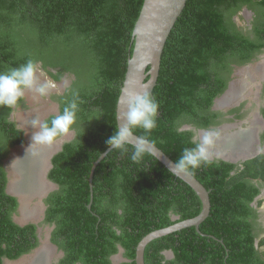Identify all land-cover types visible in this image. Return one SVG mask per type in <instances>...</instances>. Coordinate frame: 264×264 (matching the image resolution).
I'll use <instances>...</instances> for the list:
<instances>
[{
  "label": "trees",
  "instance_id": "trees-1",
  "mask_svg": "<svg viewBox=\"0 0 264 264\" xmlns=\"http://www.w3.org/2000/svg\"><path fill=\"white\" fill-rule=\"evenodd\" d=\"M144 1L0 0V72L31 59L52 80L70 79L64 94L53 96L60 112L77 97L75 137L53 158L49 174L59 186L47 203L53 241L66 252L61 264H113L120 246L128 260L122 264H136V248L147 234L202 211L195 191L153 155L133 162L131 145L111 150L90 186L91 169L118 127L117 103ZM244 8L255 13L247 34L235 20ZM263 49L264 0H188L163 52L152 94L157 122L146 139L176 161L196 142L195 132L183 127L205 130L215 123L219 113L211 108L227 90L233 65H248ZM12 113L0 108V264L38 244L35 226L15 223L18 200L6 192L4 160L24 142ZM242 166L213 161L188 171L210 191V216L200 232L191 227L152 241L145 264H264L252 207L261 191L254 181L264 183V156ZM166 251L174 258L166 259Z\"/></svg>",
  "mask_w": 264,
  "mask_h": 264
},
{
  "label": "flooded vegetation",
  "instance_id": "flooded-vegetation-1",
  "mask_svg": "<svg viewBox=\"0 0 264 264\" xmlns=\"http://www.w3.org/2000/svg\"><path fill=\"white\" fill-rule=\"evenodd\" d=\"M245 11L248 12V14H249V18L247 20L249 22L248 30L250 32V30L252 29V24H253L255 13L253 11L249 10L248 8H244L241 12H245ZM262 51L263 52H261V53H264V49ZM261 53L256 55V57L248 65H242V66L233 65V70L230 73L231 81L229 82V85L231 83L232 84H231V87L229 89V92H227L226 95L224 96V93L226 92L225 91L221 96L216 98L214 103H213V106L211 108V111L213 113H219V116L215 118V123L211 124V126L205 130L196 129L195 127H193L191 125H186L188 127L186 129H184L186 126L183 127V130H192L195 132V135H194L195 141H198L199 138H202V136L204 134V133L202 134V131L206 132L212 128H218L221 131L222 137L219 141L222 142L224 140V138H226V140L228 141L230 136L233 138H235L236 136H239V134L235 135V133H237V132L239 133L242 130H246L250 127V129L248 131L251 130V134H247V135H249V139L246 140L247 142L245 143V146L247 147L249 145V147L251 148L250 149L251 151H253V150L259 151L260 154L258 156H260V155L264 156V127H263V129H261V126H260L262 124V123L260 124V122L264 121V113H263V111H264V78H261L264 74V65H263L264 61L261 62L262 59H260V56H259ZM259 66H261L263 68V71H260V69L258 68ZM245 73L247 75L249 74L248 78H246L247 76ZM253 75H255L256 78L253 79L252 78ZM238 79H239V81H237ZM249 79H250V81L252 80L254 82V83L250 84L251 88L249 86V82H250ZM256 80L258 81L257 83L255 82ZM60 82H61L62 87H59V88H60L61 92H63V91L65 92L66 88L70 85L71 81L69 78H66V79L61 80ZM257 84H259V85L256 86ZM229 85H228V87H229ZM238 87H241L240 89H243L245 87L243 89L244 91L246 89L245 94L249 93L248 96L245 95L246 96V98H244L245 101L240 103V101L243 99L242 98V99L236 100L234 103H231L229 105H224V106L222 105L221 106L219 104L220 101L226 102L227 98H228V100H230L233 98L232 96H237V95H235L236 93L233 91H234V88L237 89ZM55 95H56V90L49 92V94L47 96L53 99V96H55ZM247 103H250L251 106H248ZM58 107H59V105H58ZM17 110H18V106L13 110V113L15 114L16 112H18ZM58 111L60 112V109H58ZM44 112H46V111H44ZM44 112L41 111V113H42L41 121H45L50 116L56 115L55 113L50 112V114H48L47 116L44 117V115H43ZM14 114L10 115V119L17 124L16 127L18 129L23 131L24 142L20 145L15 146L14 148H12L10 151V154H8V156L5 158L4 163H3L4 169L7 173V178H8V184H7V189H6L7 194H9L8 191H10V186H11L12 182H14V179H15V173L13 170L14 167H12V171H13V173H12L11 169H9L10 165H8V160H13V166H14V164L17 162L16 156H15L16 152H18V154H20L23 150H25V149L27 150L31 144V130H29L31 128H29V129L24 128L23 122H22L23 119L17 121L18 119L15 118V120H14L13 119L15 117ZM31 115L35 116V114H31ZM240 121H242L243 123ZM235 123H242V124H240V125L236 124V126H238V125L239 126L230 128V125H233ZM247 123H248V125H247ZM244 127H245V129H244ZM256 130H259L258 135H255ZM74 137L75 136H72L70 139H67V137H65L63 139L61 138V139L57 140L58 143L55 142V143L51 144L52 147H54L53 150H51L52 147L48 146V145L33 147L34 148V150H33L34 154L31 155V158L34 161L30 165V170H32V172H33L32 173V178H33L32 181L34 183L33 184V190H35L34 195L31 194L30 192H27L26 190L14 189L15 185L12 186V189L14 192H11L12 191L11 190L10 192L12 195L11 194H9V195L14 196L18 200V207H17L16 213L14 214V221L20 227H26L28 225L35 226L36 227V238L38 240L37 241L38 244L36 245L35 248H33L30 252L23 254L18 259L12 260L13 262L19 261L23 257H26L29 255L30 261H32L31 263L29 262V264H40L39 262H42L43 264H61L62 260L66 257L65 250L62 249L59 245H57L53 241L54 232L56 230V225L54 222L49 221V218H48L49 206L47 203V199L50 197V195L53 192L59 190L58 184L51 181L49 178L50 171L53 168V158L59 152H61L63 150L64 145L66 143L72 141L74 139ZM230 140H232V139H230ZM235 142H237V141H235ZM241 142L242 141L240 138V145L242 146ZM46 146H48V147H46ZM217 146H219L218 143H217ZM221 146H223V145H221ZM221 146H220V148H221ZM215 150H216V153H218V148H216ZM25 152H27V151H25ZM31 152L32 151L28 150L27 153H31ZM220 152H221V150H220ZM51 153H53L52 154L53 157L51 158V161H50L52 163V167L50 169L47 168V170H46L45 169V167H46L45 165L47 163L46 161L48 160L47 158L49 157V154H51ZM41 154H43L44 156ZM41 156L45 157L47 160H44V161L41 160V158H42ZM46 156H48V157H46ZM213 161L227 162L225 160H220V159H215ZM245 162L240 161V162H236V163H232V164H234L236 167H239L242 169L243 168L242 165ZM7 165L9 166L8 168H7ZM44 169L46 171V178H47L46 181H48L49 183L52 184V185H49L50 187L48 190H45L46 186L48 187V185L47 184L45 185V181L42 177ZM38 181H39V183H38ZM254 183H256L257 185H259L261 187L260 194L256 197L254 203L252 204V207H254L257 210V218H256L255 222H256V228H257L256 232L259 235L257 237V240H256V244L258 245L260 240L262 238H264V183L261 180L260 181L256 180V181H254ZM28 190H31V189H28ZM40 194H43L42 198H40L41 197V196H39ZM20 195H24V196H20ZM26 213H31L32 216L30 217V215H29V217L25 218ZM17 216L21 219L20 220L21 222H19V220L17 219L18 218ZM260 229H261V231H260ZM120 249H121V246L119 247V252H121L120 255L122 256V259H120V255L118 253L114 254L110 258L111 262L113 264H122L123 262L128 261L124 257L125 250L122 249V251H120ZM38 253H40V254H38ZM166 259H168V257H166ZM7 261H11V260L6 259L4 264H6ZM78 264H81V263H78Z\"/></svg>",
  "mask_w": 264,
  "mask_h": 264
},
{
  "label": "water",
  "instance_id": "water-1",
  "mask_svg": "<svg viewBox=\"0 0 264 264\" xmlns=\"http://www.w3.org/2000/svg\"><path fill=\"white\" fill-rule=\"evenodd\" d=\"M188 0H145L144 5L140 14V17L136 23L133 39L135 40V47L128 61V68L125 76L123 86L121 88V93L117 103L116 109V120L117 125L122 122L123 113L127 109L126 101L130 95L133 94H143L150 93L153 94L154 88L157 85L162 56L168 41V38L176 25L177 20L184 11ZM261 78H264V74ZM232 84V83H231ZM231 84L224 93V96L229 91ZM223 96V97H224ZM219 100V99H218ZM262 123V124H261ZM261 129L264 127V121L260 122ZM259 125V124H258ZM230 127H238L236 124L230 125ZM188 128L187 126L184 128ZM250 127L246 130L239 132V136L234 139L229 138L225 146H217L218 152H221L219 158L220 160H225L229 163H236L240 161H248L257 157L259 151H251L249 145L245 148V144L240 145L238 138L242 139L243 135L251 134V130L248 131ZM256 130L255 135H258ZM205 131H202V134ZM135 134V133H134ZM136 135V134H135ZM138 136V135H136ZM232 139V140H230ZM237 141V142H235ZM58 143V142H57ZM56 143V144H57ZM247 145V144H246ZM148 147L156 159L159 160L169 171H171L177 178H180L186 182L198 195L202 203L201 213L191 219L177 222L166 228L155 230L147 234L138 244L136 248V264H145V251L147 246L154 240L172 234L174 232L181 231L186 228L195 227L200 232L201 224L210 216L211 213V197L210 191L190 172H180L173 170L172 165L175 162L170 156H168L162 149L157 145L148 140ZM220 149V150H219ZM111 149H107L104 153L100 155L98 160L95 161L91 173H90V186L93 189V176L97 165L108 155ZM216 152V151H215ZM54 153V152H53ZM53 153L49 154L48 160L46 161V167L51 168L52 163L51 158ZM158 153V155H156ZM217 159L213 157V160ZM42 174L46 186L45 190L49 189V183L46 178V171ZM44 190V191H45ZM11 194L10 191H8ZM12 195V194H11ZM42 198L43 194H40ZM91 207V205H89ZM173 220H178V216H173ZM168 258H174V253L172 251L165 252ZM120 259L122 256L120 255Z\"/></svg>",
  "mask_w": 264,
  "mask_h": 264
},
{
  "label": "clouds",
  "instance_id": "clouds-1",
  "mask_svg": "<svg viewBox=\"0 0 264 264\" xmlns=\"http://www.w3.org/2000/svg\"><path fill=\"white\" fill-rule=\"evenodd\" d=\"M52 81L54 82L53 84L46 79H40L39 66L31 59L19 67L0 72V108L6 107L12 113V110L24 100L27 92L33 94V100H39L46 97L50 90L55 87V84L58 87H62L60 81ZM126 104L127 109L123 113L122 122L118 127H115L114 134L107 138L105 143L112 151H127V146L131 145L132 153L130 159L133 162H139L145 154H153L148 147L146 135L156 127L159 105L152 95L147 92L130 95ZM78 110L77 97L74 96L63 110L54 115L50 121L32 120L30 126L31 144L27 152L35 146L51 145L61 138L68 137L77 124ZM136 129L143 130L145 135L136 136L134 134ZM221 137L222 133L218 128L206 131L202 138L195 142L194 147L184 148L178 159L173 163V170L187 172L202 165L211 164L213 157L218 159L220 156L214 149ZM122 249L121 247L120 251ZM118 254L120 255L121 252Z\"/></svg>",
  "mask_w": 264,
  "mask_h": 264
},
{
  "label": "rangeland",
  "instance_id": "rangeland-1",
  "mask_svg": "<svg viewBox=\"0 0 264 264\" xmlns=\"http://www.w3.org/2000/svg\"><path fill=\"white\" fill-rule=\"evenodd\" d=\"M249 18V14H248V12H240L236 17H235V20H236V22H237V24H238V26H239V28L241 29V30H243L244 31V33H249V30H248V25H249V22H248V19ZM263 52V51H262ZM260 59H262L261 60V62L262 61H264V53H261L260 55ZM260 62V61H259ZM258 62V63H259ZM263 65H264V63H263ZM251 66V65H250ZM40 69V68H39ZM242 72V71H241ZM247 73V72H246ZM245 73V74H246ZM235 76V75H234ZM247 76V77H246ZM246 78H248V76H249V74L247 75L246 74ZM252 78L254 79V78H256L255 77V75H253L252 76ZM40 79L41 80H47V81H50L52 84L54 83L52 80H51V78H50V76L46 73V72H44L42 69H40ZM237 81H239V79L237 80ZM249 81H250V79H249ZM234 82V81H233ZM256 83L258 82L257 80L255 81ZM71 83V82H70ZM252 83H254L252 80L249 82V86H250V88H251V85L250 84H252ZM69 84V83H68ZM259 84H257L256 86H258ZM70 86V85H69ZM69 86L67 87V88H69ZM66 88V89H67ZM241 87H238L237 89H235L233 92H235L236 94L235 95H237L239 92H240V89ZM240 89V90H239ZM56 90V97L57 96H60V95H63L64 94V91L63 92H61V90H60V88L57 86V84H55V87H53L51 90H50V92L51 91H55ZM249 94V93H248ZM248 94L246 93V96H248ZM32 93L31 92H27L26 93V96H25V98H24V100H23V102H22V105L20 106V107H18V112H16L14 115H15V117L13 118L14 120H15V118H17L16 120L17 121H19V120H21V119H23L24 120V118H27V116H30L31 114H35V115H41V117H40V120H41V118H42V113H41V111H46V112H44V117L45 116H47L48 114H50V112L51 113H55V114H58V109H59V107H58V103L55 101V100H53L52 98H50V97H43V98H40L39 100H33L32 99ZM242 96V95H241ZM240 96V97H241ZM246 96H244L243 97V99L240 101V103H242V102H244L245 101V99L244 98H246ZM233 97V96H232ZM240 97H237V96H234L233 98L235 99H239ZM233 100V99H232ZM236 100H233L232 101V103H234ZM239 103V104H240ZM248 104V106H251V104L250 103H247ZM46 107V108H45ZM229 107V106H228ZM47 113V114H46ZM255 116V115H254ZM245 121V120H244ZM240 122H242V121H240ZM243 123V122H242ZM242 123H235V124H242ZM245 124V123H244ZM238 125V126H239ZM247 125H248V123H247ZM244 126V125H243ZM25 127V126H24ZM29 128H31L30 126L29 127H27V129H29ZM244 129H245V127H244ZM29 130H31V129H29ZM236 135H238V134H236ZM72 136H75V133H74V131L67 137V139H70ZM247 136V135H246ZM246 136H242V139H241V141H243L244 139H245V137ZM63 139V138H62ZM232 139H234L233 137H232ZM238 141H239V143H240V140H239V138H238ZM57 142V141H56ZM223 142L224 141H222V143L221 144H223ZM221 144H219V145H221ZM19 148V147H18ZM17 148V149H18ZM22 152H24V150L22 151ZM16 154H18V152H16ZM11 163V164H10ZM8 165H10V168L9 169H11V172L13 173V171H12V167H13V160H8ZM7 165V168L9 167ZM18 217V216H17ZM16 217V218H17ZM18 220H19V222H21L20 220V218L18 217L17 218ZM262 250V252H264V248L263 249H261ZM34 258V257H33ZM29 262L31 263L32 261H30V258H29V255L28 256H26V257H23L22 259H20L19 261H15V262H13V261H7L6 262V264H29Z\"/></svg>",
  "mask_w": 264,
  "mask_h": 264
},
{
  "label": "bare ground",
  "instance_id": "bare-ground-1",
  "mask_svg": "<svg viewBox=\"0 0 264 264\" xmlns=\"http://www.w3.org/2000/svg\"><path fill=\"white\" fill-rule=\"evenodd\" d=\"M259 69H260V71H263V68L261 67V66H259L258 67ZM245 88V87H244ZM243 88V89H244ZM233 89V88H232ZM231 89V90H232ZM243 89H241L240 90V92L237 94V97H240L241 95V97L239 98V99H241V98H243L246 94H245V92H246V89H245V91L243 90ZM234 90H235V88H234ZM229 92V91H228ZM234 97V96H233ZM233 100H237L236 98L234 99V98H232ZM232 99H230V100H228V98H227V100H226V102L225 101H220L219 102V104L222 106H224V105H229V104H231L232 103ZM225 100V99H224ZM40 117H41V115H35V116H32V115H30V116H27V118H24V120L22 121L23 122V126H25L24 128H27V127H29V126H31V121L32 120H34V119H39L40 120ZM230 128H233V127H230ZM255 131V130H254ZM236 134H238V132L237 133H235V135ZM244 136V135H243ZM246 136V135H245ZM229 138H232L231 136L229 137ZM247 139H249V135H247L246 137H245V139L241 142L242 144H245L247 141ZM224 142H223V144H221L222 142H220V141H218V145L219 144H221V145H225V143L227 142V140H226V138H224V140H223ZM221 145H219V146H221ZM48 146H51L52 147V145H48ZM48 146H46V147H48ZM246 146H244L243 148H245ZM216 148H217V146H216ZM215 148V149H216ZM54 149V147H52V149L51 150H53ZM214 149V151H216ZM221 149V148H220ZM34 148H31V149H29V151H32L31 153H27V152H25V151H27L26 149L24 150V152H21L20 154H16L15 156H16V163L14 164V168H13V170H14V173H15V179H14V182H12V184H11V186H10V191L11 192H14L13 191V189H12V186L13 185H15L14 186V189H22V190H26L27 192H30L31 194H35V190H33V178H32V170H30V165H31V163L34 161V160H32V158H31V155H33L34 154ZM49 150V149H48ZM50 150V151H51ZM222 150V149H221ZM39 152V151H38ZM43 153V152H42ZM219 153V152H218ZM219 154H222V153H219ZM41 155H43V154H41ZM44 156V155H43ZM42 157V156H41ZM46 157H48V156H46ZM48 159V158H47ZM45 157H42L41 158V160H47ZM46 166V165H45ZM37 167V166H36ZM44 167V166H43ZM37 170V169H36ZM42 171V170H41ZM44 172V171H43ZM37 181V180H36ZM42 181V180H41ZM38 183H39V181H38ZM44 183V182H43ZM46 183V182H45ZM41 185V184H40ZM38 186V185H37ZM43 187V186H42ZM28 189H31V190H28ZM40 189V188H39ZM20 196H24V195H20ZM26 208V207H25ZM29 215H30V217L32 216V214L31 213H26L25 214V218H27V217H29ZM38 254H40V253H38ZM38 256V255H37ZM43 261V260H42ZM40 264H43L42 262H39Z\"/></svg>",
  "mask_w": 264,
  "mask_h": 264
}]
</instances>
